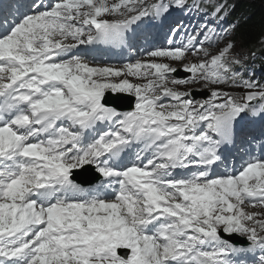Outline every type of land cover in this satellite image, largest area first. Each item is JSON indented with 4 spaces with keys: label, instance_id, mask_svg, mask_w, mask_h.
<instances>
[{
    "label": "snow or ice",
    "instance_id": "snow-or-ice-1",
    "mask_svg": "<svg viewBox=\"0 0 264 264\" xmlns=\"http://www.w3.org/2000/svg\"><path fill=\"white\" fill-rule=\"evenodd\" d=\"M173 4L186 0H33L17 18L11 0L0 3V264H247L248 255L264 264V159L210 176L236 119L264 113V85L235 69V44L220 46L210 20L123 66L65 59L80 46L124 45L134 24ZM208 6L213 19L228 8ZM189 54L195 60L184 62ZM204 89L208 98L195 99ZM108 90L134 95V110L106 106ZM88 165L113 198L75 182L73 171ZM176 168L195 170L174 177ZM234 234L248 247L224 239Z\"/></svg>",
    "mask_w": 264,
    "mask_h": 264
},
{
    "label": "trees",
    "instance_id": "trees-1",
    "mask_svg": "<svg viewBox=\"0 0 264 264\" xmlns=\"http://www.w3.org/2000/svg\"><path fill=\"white\" fill-rule=\"evenodd\" d=\"M233 15L242 20L231 39L237 51H259L264 39V0L238 1Z\"/></svg>",
    "mask_w": 264,
    "mask_h": 264
},
{
    "label": "rangeland",
    "instance_id": "rangeland-1",
    "mask_svg": "<svg viewBox=\"0 0 264 264\" xmlns=\"http://www.w3.org/2000/svg\"><path fill=\"white\" fill-rule=\"evenodd\" d=\"M194 60H195V58L192 59V60H190L189 62L194 61ZM161 62L166 63L165 61H161ZM184 62H188V60H187V61H184ZM184 62L174 61V63H173L171 66L174 67V68H176V69H178V68H182Z\"/></svg>",
    "mask_w": 264,
    "mask_h": 264
},
{
    "label": "water",
    "instance_id": "water-1",
    "mask_svg": "<svg viewBox=\"0 0 264 264\" xmlns=\"http://www.w3.org/2000/svg\"><path fill=\"white\" fill-rule=\"evenodd\" d=\"M110 99V98H109ZM111 100V103H109L111 106H114V107H118L117 104H116V101H118V98H116V100L114 99H110Z\"/></svg>",
    "mask_w": 264,
    "mask_h": 264
}]
</instances>
